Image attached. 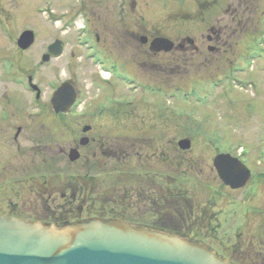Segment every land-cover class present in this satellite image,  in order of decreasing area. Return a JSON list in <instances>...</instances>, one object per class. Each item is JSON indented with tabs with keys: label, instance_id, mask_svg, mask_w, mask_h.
I'll return each instance as SVG.
<instances>
[{
	"label": "rangeland",
	"instance_id": "1",
	"mask_svg": "<svg viewBox=\"0 0 264 264\" xmlns=\"http://www.w3.org/2000/svg\"><path fill=\"white\" fill-rule=\"evenodd\" d=\"M177 4H173L175 9ZM73 6V0H0V214L68 220L78 215L113 213L150 225L156 219L162 221L164 216L181 217L174 212L155 213L150 200L158 192L149 191L146 194L151 197L142 200L135 187L148 188L150 184L160 188L166 200L160 199L161 203H157L165 210L167 186L175 198L179 194L176 199L180 198L179 203L186 199L194 209L199 205L201 212L197 218L203 217L201 223L209 222L213 230L197 231L195 213L193 218L187 214L182 220L202 240L227 257L233 251L240 253V257L234 258L237 264H264V182L261 181L264 177V61L254 62L257 69L252 73L236 74V79L242 82L236 85L238 88L233 86L231 75H169L167 82L168 76L130 71L125 86L112 83L105 85L104 91L100 75L94 73L96 67L82 60L83 51L74 41L75 31L72 25L67 26L74 14ZM25 29L34 32L35 42L29 49L20 51L12 41ZM55 38L64 40L63 56L40 63L46 44ZM258 39L263 43L264 54V34ZM72 52L75 58L70 57ZM66 60L72 65L76 62V68L72 65L66 68ZM28 75L41 88L38 100L27 89ZM68 78L80 91L85 109L97 110L101 91H104L102 99L121 96L120 102H128L130 106L112 104V111L106 107L93 118L76 117L80 112L60 118L50 108L49 95ZM150 79L166 95L173 92L168 89L173 84L177 97L167 101L158 91L145 93L142 89L150 85ZM252 79L255 81L248 84ZM193 92L199 95L198 104L190 96ZM179 93L186 95L188 103L175 105ZM84 125L96 130L87 136L97 133L101 141H116V146L133 140L143 150L153 146L161 153L163 149L170 159L149 160L153 171L158 173L157 178L151 179L134 176L136 170L143 174L148 165L142 156V166L137 167L132 150L128 151L125 164L119 153L96 150L93 155V146L79 145V158L70 161L68 150L82 136ZM135 126L148 138L132 139ZM17 127L21 132L14 140ZM198 128L200 133L196 134ZM181 138H189V149L175 150ZM221 148L231 154L243 153L254 176L249 185L239 190L221 185L211 169L212 157ZM125 183L128 185L124 186ZM63 194L65 198H61ZM78 205L81 210H77ZM173 206L177 204L174 202Z\"/></svg>",
	"mask_w": 264,
	"mask_h": 264
},
{
	"label": "flooded vegetation",
	"instance_id": "2",
	"mask_svg": "<svg viewBox=\"0 0 264 264\" xmlns=\"http://www.w3.org/2000/svg\"><path fill=\"white\" fill-rule=\"evenodd\" d=\"M73 1L74 14L67 26L72 25L75 31L74 41L76 46L83 51L82 60H86L91 66L96 67L97 71L94 73L104 76V80L102 79L100 82L104 85L102 90H104L105 85L109 86L114 83L119 86L120 83L122 84L130 71L140 75L168 76L166 81L169 82V75L173 77L175 75L194 74L252 73L257 69L254 62L264 61L263 43L258 39L264 34L262 32L264 31V0ZM174 3H178L177 9L174 8ZM175 10L177 11L174 12ZM158 16H162V19L158 20ZM260 27H263L262 31H260ZM58 40L61 41L62 51L56 59L63 56L65 46L63 39ZM49 44L51 42L46 44L43 54L47 52ZM70 57L75 58L74 52L70 53ZM71 65L72 63L66 60V68L71 67ZM72 66L75 69L76 62H73ZM68 80L73 83L70 78ZM94 83L97 84V82ZM149 84L145 87L146 89L159 91L152 79H150ZM173 88H175L173 84L168 87L174 92ZM104 91L98 94L100 99L97 101L99 105H96V111L87 108L76 117L83 119L85 116L91 118L99 116L101 110L98 107L109 106L111 101V97L102 99ZM80 101V91L76 90L73 110ZM72 115L75 116V114ZM63 117L65 116L60 115V118ZM134 128L135 134L130 136L133 137L132 139L148 138L144 136V132L139 131L140 128L137 126ZM93 130L95 129L90 125L85 133H81L82 137L87 139L85 147L93 146V155L96 150L99 153L118 152L121 157L120 160H125V164H127L126 156L128 151L132 150L135 152L137 167L142 166L141 157L145 156L144 160L148 165L147 170H144L143 174L139 170L134 171V176L137 178H157L158 173L153 171V164L150 165L149 160H153V158L161 161L166 158L170 159L167 152H162L163 149L161 153H158V147L153 148L152 146L151 149L143 150L133 140L132 142L119 143L120 146H116L114 144L116 141L112 143L109 140L101 141L102 137L97 133L96 136L85 135ZM20 132L21 128L17 127L13 136L14 140ZM153 137L150 135V138ZM73 141L75 142V139ZM77 142L74 143L73 147L77 148ZM174 148L177 150L176 147ZM127 185L128 183L124 184V186ZM135 188L142 200H148L151 197L146 193L154 194L156 192L155 194H157L158 192L156 198L152 196L150 200V202L152 201L151 210L155 213L171 214L174 212L181 217L178 219L172 216L176 219L174 220L164 216L162 221L156 219L151 222V225L176 233L192 234L195 238H201L197 232L201 229L213 230L209 226V222L201 223L203 217L202 219L197 218V213L200 211L199 205L194 209L192 205L186 203V199L179 203L180 198L176 200L179 194H176L175 198V194H171L167 186L165 190L168 191L166 194L168 198L164 202L168 204V208L165 207V210H162L163 206H159L160 199L166 200L163 196L165 194L160 188L152 187L150 184L148 188L141 185ZM62 197L65 198L66 196L64 197L63 194ZM174 202L177 204L176 207H172ZM193 213L196 214L195 218H197L195 227L197 231L193 230L194 232L191 230L192 226L186 225L185 220H182L183 216L187 214L193 218ZM233 253L228 258L237 264L234 258L240 257V253L234 251ZM262 257L264 258V256Z\"/></svg>",
	"mask_w": 264,
	"mask_h": 264
},
{
	"label": "water",
	"instance_id": "3",
	"mask_svg": "<svg viewBox=\"0 0 264 264\" xmlns=\"http://www.w3.org/2000/svg\"><path fill=\"white\" fill-rule=\"evenodd\" d=\"M31 42L30 32L18 39L22 49ZM73 98L70 87L62 85L52 95L53 109L68 110ZM178 145L186 148L188 142L182 140ZM77 157L71 150L69 159ZM213 165L231 188H239L249 179L248 170L228 154L215 157ZM0 264L231 263L200 241L119 219L90 218L58 226L0 215Z\"/></svg>",
	"mask_w": 264,
	"mask_h": 264
},
{
	"label": "trees",
	"instance_id": "4",
	"mask_svg": "<svg viewBox=\"0 0 264 264\" xmlns=\"http://www.w3.org/2000/svg\"><path fill=\"white\" fill-rule=\"evenodd\" d=\"M91 215H93V214H91ZM115 215V214H114ZM111 216H113V214L111 215ZM63 222V221H62Z\"/></svg>",
	"mask_w": 264,
	"mask_h": 264
}]
</instances>
